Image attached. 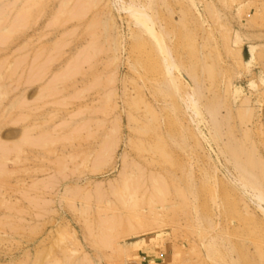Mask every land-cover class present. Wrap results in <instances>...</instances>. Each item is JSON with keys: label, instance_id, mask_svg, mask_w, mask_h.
I'll return each mask as SVG.
<instances>
[{"label": "rangeland", "instance_id": "obj_1", "mask_svg": "<svg viewBox=\"0 0 264 264\" xmlns=\"http://www.w3.org/2000/svg\"><path fill=\"white\" fill-rule=\"evenodd\" d=\"M239 147L264 169V0H0V264H264Z\"/></svg>", "mask_w": 264, "mask_h": 264}, {"label": "bare ground", "instance_id": "obj_2", "mask_svg": "<svg viewBox=\"0 0 264 264\" xmlns=\"http://www.w3.org/2000/svg\"><path fill=\"white\" fill-rule=\"evenodd\" d=\"M131 8V7H130ZM132 10L133 11H135L134 10V8L132 7L131 8V10L129 11V12H132ZM137 12V11H136ZM136 12H133V13H135V14H133L132 13V15H129L130 17H131V19L133 18L134 19V23L135 24H137V25H139V26H141V28H142V30H143V32H145V33H147V34H149L150 36H153L154 38H155V40H156V43H157V46H158V51H159V53H161V55L163 54V63H162V66H161V68H163L161 71H164L163 73H164V80H166V82H167V84H168V82L169 83H171V84H176L175 82H176V80H177V78H176V76H174L173 75V73H175L174 72V70H176V69H178L179 70V66L180 65H178L177 64V62H175V60L172 58V56H171V54H170V52H169V50L168 49H166L167 47L164 45L165 43H163V38H162V34L161 33H157V30H156V27H155V25L153 24V19L149 16V15H147L146 13H144V10H143V12H139V13H142V14H138V12L136 13ZM138 26V27H139ZM137 34V33H136ZM139 34V33H138ZM137 36V35H136ZM137 39V38H136ZM138 42V41H137ZM141 42V41H140ZM142 43V42H141ZM178 70H176V72H178V74H180V73H182L181 71H180V73H179V71ZM181 70V69H180ZM183 75V74H182ZM181 75V76H182ZM183 76H185V75H183ZM166 77V78H165ZM174 77L176 78V80L174 79ZM163 80V81H164ZM165 82V81H164ZM166 82L165 83H163L162 84V86L164 85V84H166ZM189 83V82H188ZM173 85H171L170 87H172ZM178 85H179V83H178ZM165 86V85H164ZM163 86V87H164ZM175 87H177V89L179 88V86H177V85H174ZM193 85H191V87H192ZM166 87H168L167 85H166ZM170 87H169V89H170ZM188 87H190L189 85H188ZM165 88V87H164ZM163 88V89H164ZM161 90L160 92L162 93V91H163V93L164 92H166L167 93V90H166V88H165V91L164 90ZM174 89H176V88H174ZM179 90V89H178ZM193 90V89H192ZM194 92L192 93V95H191V93H190V95H191V99L189 98V100H188V97H189V95L188 96H186V98H187V100H188V102H190V106H192L191 108L193 109H191L192 111H194L195 112V116H198L199 117V115H200V110H199V102H198V100L197 99H199L200 98V95H199V92H201L200 91V88L198 89V88H196V90H193ZM170 92V91H169ZM162 93V94H163ZM165 94V93H164ZM169 94V93H168ZM186 94H187V92H186ZM167 95V94H166ZM199 96V98H197ZM197 98V99H196ZM185 106H188V103H187V105L185 104ZM211 107V106H210ZM215 107V106H214ZM214 107H212V108H214ZM187 109H188V107H187ZM190 109V108H189ZM207 110H208V108H207ZM217 111V110H216ZM215 111V109H210V110H208V112H209V116H211L212 117V121H211V123L213 122V125H212V127L214 126V128H215V130L218 128V131H220V129H219V124L220 123H217L218 121H217V116L216 115H218L217 113L218 112H216ZM221 126V125H220ZM217 130H216V132H218ZM18 148V147H17ZM21 148V147H20ZM240 149L238 150V148H237V150H234L233 152H231V151H228L227 153L230 155V158H232L233 156H232V153L235 155V157H239V160L241 159V157L242 156H244L245 157V159L242 157V159H244V160H242V161H239V160H237V158L235 159L234 157L232 158V161L231 162H233V164H235L234 166H235V169H236V171H238V174H239V177L237 178V181H238V183H240V185L242 186V188L243 189H245L246 191H249V192H252L253 193V196H254V198H256V200L259 202V204H261V203H264V194H263V192L261 191V188H260V174L258 173V175L255 173V171H259L260 170V173L261 174H263L262 173V170H264V169H259V166H260V163L261 164H263L262 163V161L258 158V160H256V158L254 159V156H253V151H252V156H251V149L249 148V150L250 151H246V150H248V149H244V151L245 152H247V155L246 154H241V150L243 151V148H241V147H239ZM234 149V148H233ZM232 149V150H233ZM236 149V148H235ZM5 150V149H4ZM18 150H19V148H18ZM18 150H17V152H18ZM228 150V149H227ZM225 151V150H224ZM1 152V151H0ZM248 153H250V158L248 157L249 156V154ZM4 154H5V152H4ZM0 155L2 156L3 154H2V152L0 153ZM6 155V154H5ZM1 156H0V158H1ZM241 156V157H240ZM256 156V155H255ZM5 156L3 155V158H4ZM248 157V158H247ZM253 157V158H252ZM2 158V159H3ZM2 159H0V162H1V164L3 163V162H6L5 161V159L4 160H2ZM234 159H235V162H234ZM260 161V162H259ZM6 165V164H5ZM264 165H262L261 167H263ZM256 168H257V170H256ZM5 171V170H4ZM154 178V177H153ZM154 179H156V178H154ZM153 179V180H154ZM258 179H259V181H258ZM263 180H264V177L262 178ZM156 181H157V179H156ZM153 182V181H152ZM260 208V207H259ZM262 211V210H261ZM205 232V231H204ZM214 241V240H213ZM211 242V241H210ZM216 243V242H212V244H208V245H211L210 247L209 246H207V244H206V246H207V250L209 251L210 249H212V247H214V244ZM217 245V244H216ZM205 247V246H204ZM217 247V246H216ZM210 248V249H209ZM211 251V250H210ZM213 251H215V248L213 249ZM211 253H212V251H211ZM216 254V253H215Z\"/></svg>", "mask_w": 264, "mask_h": 264}]
</instances>
